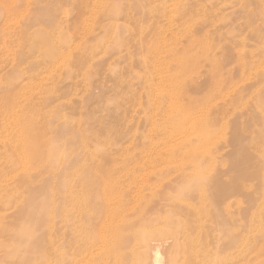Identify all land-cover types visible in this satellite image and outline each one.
I'll return each instance as SVG.
<instances>
[{
  "label": "rangeland",
  "instance_id": "obj_1",
  "mask_svg": "<svg viewBox=\"0 0 264 264\" xmlns=\"http://www.w3.org/2000/svg\"><path fill=\"white\" fill-rule=\"evenodd\" d=\"M241 198L264 264V0H0V264H220Z\"/></svg>",
  "mask_w": 264,
  "mask_h": 264
},
{
  "label": "bare ground",
  "instance_id": "obj_2",
  "mask_svg": "<svg viewBox=\"0 0 264 264\" xmlns=\"http://www.w3.org/2000/svg\"><path fill=\"white\" fill-rule=\"evenodd\" d=\"M187 119V118H186ZM192 120V119H191ZM85 181V180H84ZM206 182V181H205ZM207 186L213 187L215 185L211 186L210 182H206ZM205 183V184H206ZM82 185V184H81ZM230 187L231 186H226V191H228V193L230 192ZM242 199V198H241ZM53 200V199H52ZM136 201V200H135ZM240 203L241 209H239V211L237 212L236 215V219H234L233 221V230H231V232L227 233L226 238L224 239V241L222 240V234L220 235L219 238V242L217 243L218 246V250L221 248V253H216L215 255L218 257L219 259V263L220 264H233L235 261H238L240 258H245L246 257V253L247 251V224H246V207L242 208L243 204H246V202L244 201V199L238 201ZM237 221V223H236ZM235 222V223H234ZM216 223V222H215ZM66 224V223H65ZM68 224V223H67ZM66 224V225H67ZM59 226V225H58ZM64 226V225H63ZM68 226V225H67ZM54 227V226H53ZM217 228V226H216ZM52 229V228H51ZM61 229V228H60ZM49 230V229H48ZM56 230H58L56 228ZM62 230V229H61ZM218 230V229H217ZM50 231V230H49ZM53 231V230H51ZM50 231V232H51ZM59 231V230H58ZM70 231V230H69ZM155 231V230H153ZM52 233V232H51ZM48 234V233H47ZM50 234V233H49ZM218 235V234H217ZM152 238L149 240H144L143 238L141 239V243L143 245H147L149 247L152 248V251H155L156 256L159 253V249H162L163 252H166L167 254H169L167 256V262L166 264H170L173 259V257L171 256V254L173 253V251L176 249L177 243H170V244H165V242H159V239L161 238H157V235H151ZM48 237V236H47ZM191 238V237H190ZM51 240V238L49 239ZM60 240V239H59ZM167 241V240H166ZM51 242V241H50ZM61 245V242H59ZM140 243V244H141ZM49 245V244H48ZM48 247V246H47ZM50 249L52 248L51 245H49ZM54 247V246H53ZM46 249V248H45ZM48 249V248H47ZM52 250V249H51ZM53 251V250H52ZM46 252V251H45ZM49 252V251H48ZM47 252V254H48ZM51 252V251H50ZM55 253V252H54ZM53 253V254H54ZM60 253V252H59ZM50 254V253H49ZM152 254V253H151ZM154 254V253H153ZM48 256V255H47ZM215 256V258H216ZM48 258V257H47ZM76 258V257H75ZM134 258V257H133ZM214 258V259H215ZM46 259V257H45ZM73 259V258H72ZM153 259V257H152ZM155 259V258H154ZM75 260V259H74ZM72 261V260H71ZM149 259L145 258L143 259V264L148 263ZM155 261V260H154ZM153 261V262H154ZM70 262V261H69ZM68 262V263H69ZM152 262V263H153ZM161 262V261H160ZM193 263V262H192Z\"/></svg>",
  "mask_w": 264,
  "mask_h": 264
}]
</instances>
